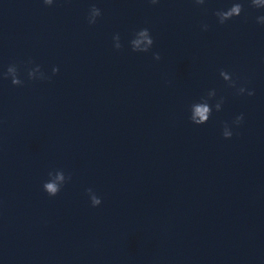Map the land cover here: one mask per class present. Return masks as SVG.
<instances>
[{"label": "clouds", "instance_id": "9594fccd", "mask_svg": "<svg viewBox=\"0 0 264 264\" xmlns=\"http://www.w3.org/2000/svg\"><path fill=\"white\" fill-rule=\"evenodd\" d=\"M55 0H42V3L45 6L51 7L54 4ZM194 4L197 6H203L206 3V0H193ZM248 6L253 9H264V0H246ZM149 3L152 5H156L159 3V0H149ZM245 12V4L242 0H233L231 5L227 8L217 9L214 12L215 17L219 24L223 25L226 22L240 17L242 13ZM102 16V10L97 7L95 4H92L88 9L87 14V22L88 24L95 25L97 23L98 18ZM256 23L259 25L264 26V15H259L255 18ZM208 25L203 24L202 30L207 31ZM113 47L119 51L123 48L121 44V37L119 33L113 35ZM154 38L151 35V32L148 28H141L133 33L132 39L129 41V45L133 52L139 53H148L151 51L154 45ZM153 58L155 60H160L161 55L158 52L153 53ZM34 61L29 59L26 62V65L33 64ZM25 65V66H26ZM59 72L58 67L52 68V75H56ZM220 77L228 84L229 87L236 89L237 95H247L249 97L255 95V91L252 89H248L244 85H238L237 80L233 79V75L221 69L219 72ZM27 77L29 80H50L51 77L47 76L42 70L39 65L35 67L29 68L27 71ZM0 78L3 79H10L12 85L14 86H23L24 81L21 79L20 76V67L13 63L7 67V70L0 74ZM217 93L215 89L209 90L205 96L201 97L199 101L193 102L189 106L190 121L199 126L207 123L212 115L213 107L218 112L222 109V105L224 103V98L220 97L219 100L215 102L214 105L210 104L209 101L213 100L216 97ZM244 122V114L241 113L237 115L231 124L224 123L222 135L224 139H231L233 136V127H239ZM71 180V175H66L63 170H55L50 171L48 173V180L43 183V190L48 194L49 197H55L63 188V186ZM86 194L89 197L90 203L92 207H98L101 205L102 200L101 198L94 192L92 188L86 189Z\"/></svg>", "mask_w": 264, "mask_h": 264}]
</instances>
